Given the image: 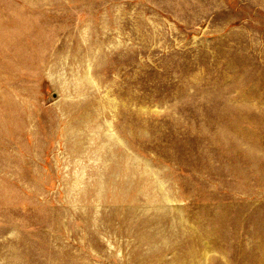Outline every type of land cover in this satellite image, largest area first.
I'll return each mask as SVG.
<instances>
[{
	"label": "rangeland",
	"instance_id": "1",
	"mask_svg": "<svg viewBox=\"0 0 264 264\" xmlns=\"http://www.w3.org/2000/svg\"><path fill=\"white\" fill-rule=\"evenodd\" d=\"M0 264H264V0H0Z\"/></svg>",
	"mask_w": 264,
	"mask_h": 264
}]
</instances>
